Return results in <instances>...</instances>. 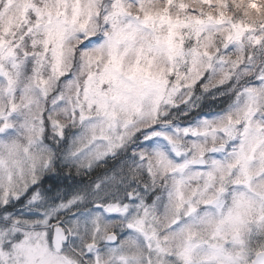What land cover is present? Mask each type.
Wrapping results in <instances>:
<instances>
[{
  "label": "snow or ice",
  "instance_id": "obj_1",
  "mask_svg": "<svg viewBox=\"0 0 264 264\" xmlns=\"http://www.w3.org/2000/svg\"><path fill=\"white\" fill-rule=\"evenodd\" d=\"M0 264H264V0H0Z\"/></svg>",
  "mask_w": 264,
  "mask_h": 264
}]
</instances>
